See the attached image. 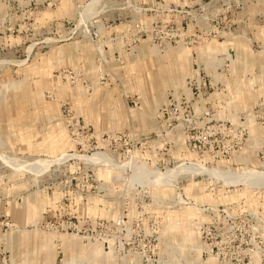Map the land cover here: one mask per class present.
I'll return each instance as SVG.
<instances>
[{
    "label": "rangeland",
    "instance_id": "obj_1",
    "mask_svg": "<svg viewBox=\"0 0 264 264\" xmlns=\"http://www.w3.org/2000/svg\"><path fill=\"white\" fill-rule=\"evenodd\" d=\"M0 264H264V0H0Z\"/></svg>",
    "mask_w": 264,
    "mask_h": 264
}]
</instances>
